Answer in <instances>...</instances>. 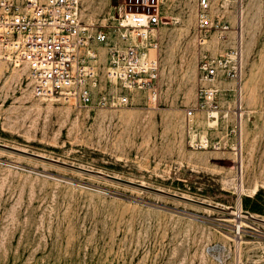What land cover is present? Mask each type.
Here are the masks:
<instances>
[{
  "label": "rangeland",
  "instance_id": "1",
  "mask_svg": "<svg viewBox=\"0 0 264 264\" xmlns=\"http://www.w3.org/2000/svg\"><path fill=\"white\" fill-rule=\"evenodd\" d=\"M79 1L84 25H111L116 0ZM210 2L200 37L198 0H163L158 86L126 106L38 99L26 67L0 61V264H264V0ZM95 49L96 97L118 92ZM239 202L256 236L215 256Z\"/></svg>",
  "mask_w": 264,
  "mask_h": 264
},
{
  "label": "built area",
  "instance_id": "2",
  "mask_svg": "<svg viewBox=\"0 0 264 264\" xmlns=\"http://www.w3.org/2000/svg\"><path fill=\"white\" fill-rule=\"evenodd\" d=\"M210 0H198L196 30L205 37L212 28ZM116 13L105 29L81 21L79 0H0V61L21 63L33 97L63 98L80 107L126 106L131 93L154 92L159 81V61L148 51L158 47L155 34L162 24L163 0H116ZM112 35L117 41H112ZM97 45H107L105 83L119 87L96 97L101 80ZM226 68V60L202 63L203 79L213 82ZM235 77V72L226 71ZM216 90L199 91V109L212 118ZM195 110L186 112L192 118ZM206 146V144L204 145ZM250 214L240 207L230 224V245H214L210 253L219 256L237 249L236 241L256 236L246 220Z\"/></svg>",
  "mask_w": 264,
  "mask_h": 264
},
{
  "label": "bare ground",
  "instance_id": "3",
  "mask_svg": "<svg viewBox=\"0 0 264 264\" xmlns=\"http://www.w3.org/2000/svg\"><path fill=\"white\" fill-rule=\"evenodd\" d=\"M80 14H81V12H80ZM150 52H149V54H148V56L149 57H156V56H158V52H159V48L158 47H156V48H153V49H151V50H149ZM240 175V174H239ZM239 186V185H238ZM239 189V188H238ZM241 189V188H240ZM242 190V189H241ZM255 192H256V190H253L252 192H251V194L250 195H252V194H255ZM241 193V192H240ZM253 196V195H252ZM251 197V196H250ZM241 207V204H240V202L237 204V210L239 209ZM248 217H250V219H253L254 218V215L253 214H250V216H248ZM257 219V218H256ZM261 220V219H260ZM245 238H241V240H238V246L240 245V244H242L243 242V240H244ZM234 245H236V243L234 244Z\"/></svg>",
  "mask_w": 264,
  "mask_h": 264
}]
</instances>
